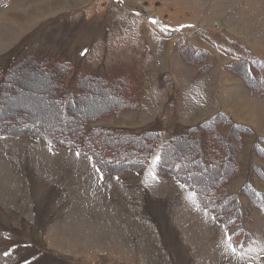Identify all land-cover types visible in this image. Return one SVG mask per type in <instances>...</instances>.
<instances>
[{"label":"rangeland","instance_id":"374dc122","mask_svg":"<svg viewBox=\"0 0 264 264\" xmlns=\"http://www.w3.org/2000/svg\"><path fill=\"white\" fill-rule=\"evenodd\" d=\"M185 45L205 57L189 62ZM28 54L67 59L69 91L80 90L78 71L115 81L141 71L137 106L102 113L85 131L117 126L128 149L130 131L143 132L140 152L143 139L156 142L143 168L115 173L93 161L81 141L0 132V264H264L263 206L241 194V230L227 226L191 189L155 169L168 139L193 138L188 129L218 110L253 129L239 135L238 172L227 190L238 192L251 163L262 164L253 145L264 135V94L230 65L240 58L264 65V0H0V69ZM30 68L37 72L26 64L13 76L17 89L5 108L17 116L27 110L29 121L41 123V114L49 120L54 113L49 104L39 109L47 81ZM95 90L89 97L114 103L110 90L107 97ZM211 145L217 143L200 147L210 155ZM115 154L107 148V158ZM251 180L264 191L259 175Z\"/></svg>","mask_w":264,"mask_h":264},{"label":"trees","instance_id":"16d2710c","mask_svg":"<svg viewBox=\"0 0 264 264\" xmlns=\"http://www.w3.org/2000/svg\"><path fill=\"white\" fill-rule=\"evenodd\" d=\"M185 49L187 52H185ZM181 51L189 62H196V58L203 59L205 57L204 51L193 49L190 46L187 48V45ZM188 53L194 55V57ZM26 64L33 65L38 74H40V71L43 72V75H40V80L47 81L43 85L47 90L44 89L41 94L51 103L46 100L39 106V109L44 104H49V108H52L50 112L54 113V117L45 120V115L41 114V118H44L41 123L39 119L29 121L30 117L27 110H19L22 113L17 116L18 114L10 107L13 106V102L8 104L10 106L7 107L10 108H5L7 103L14 97L15 92L13 90L17 89L16 83H12L13 76H15L20 66ZM30 69L32 70L31 73L34 72L33 68ZM230 69L237 75L240 74L251 88L264 94V65L259 59L246 60L240 58L230 65ZM69 70L70 63L67 59H61L60 57L52 59L36 54L23 56L15 60L14 64L5 70L0 69V132L6 135H40L47 140L66 144H76L81 141L96 163L104 170L110 169L115 173L143 168L147 164L150 152L155 145L156 141L153 138L142 140L141 149L144 150L140 152L138 148L139 138L143 137V132L137 134L130 131V141H132L130 144L133 148L128 149L129 140L121 139V136L125 138L124 132H121L117 126L91 125L85 131L87 122L102 113H117L126 107L137 106L135 98L137 94L134 89L137 85L135 81H137L141 71L136 72L133 70L131 74H127L130 76L118 77L116 81L103 73L92 74L87 71H78L74 86L76 84L80 90L72 89L69 91L65 80ZM37 72L35 71V73ZM21 81L23 82L22 78ZM123 85L125 90L122 88ZM90 89H96L95 91L99 94L102 93L104 97H107L106 94L110 90L112 92L110 99H113L114 103L109 104L107 100V102H104L96 95L89 97L90 94L87 91ZM65 90H68V92ZM116 90H122L123 92ZM94 97L95 99L89 100ZM93 101L98 105L92 103ZM51 105L54 107H51ZM46 108L43 109L46 110ZM76 109L77 112H75ZM68 111L74 112L73 115H68ZM45 113L47 114V112ZM60 116L65 122L58 121ZM69 120H74V122ZM201 123L192 127L193 129H188L187 133H191L193 138L182 135L171 140L168 139L165 145L161 146L156 160V169L161 173L172 175L178 182L191 188L197 203L212 215L214 214L221 219L225 225L234 226L241 230L238 225L239 213L242 211L241 204L243 203L241 194L248 197L249 203L264 207L262 190L255 187L251 182L253 174L259 175L264 180V135H258L260 140L253 145V149L262 164L251 163V174L247 181L238 192H229L227 182L238 172L236 155L239 135L241 132L251 133L253 129L244 122L232 119L224 111H217ZM223 127L228 129L224 131ZM152 133L153 136H156V131H152ZM212 141L217 145H211L209 147L211 153L207 155L200 146H202V143ZM123 142L125 147L120 150ZM134 145L136 146L134 147ZM107 148L115 151L116 156L107 158ZM117 148L118 151L115 150ZM191 161L195 162L193 165H196L197 168L193 167ZM205 168H208L210 172L202 170ZM212 174L214 175L211 176ZM209 183L210 186H208Z\"/></svg>","mask_w":264,"mask_h":264},{"label":"snow or ice","instance_id":"6c2138e0","mask_svg":"<svg viewBox=\"0 0 264 264\" xmlns=\"http://www.w3.org/2000/svg\"><path fill=\"white\" fill-rule=\"evenodd\" d=\"M138 15V14H137ZM154 23H156V21H153ZM229 240H231V237H228ZM235 251V249L233 248V252Z\"/></svg>","mask_w":264,"mask_h":264},{"label":"bare ground","instance_id":"6f19581e","mask_svg":"<svg viewBox=\"0 0 264 264\" xmlns=\"http://www.w3.org/2000/svg\"><path fill=\"white\" fill-rule=\"evenodd\" d=\"M31 71H32V70H31ZM31 71H30V72H31ZM34 72H35V71H34ZM97 104H98V103H97ZM95 105H96V104H95ZM92 106H93V104H92Z\"/></svg>","mask_w":264,"mask_h":264},{"label":"crops","instance_id":"0c3cea01","mask_svg":"<svg viewBox=\"0 0 264 264\" xmlns=\"http://www.w3.org/2000/svg\"><path fill=\"white\" fill-rule=\"evenodd\" d=\"M235 111V110H234Z\"/></svg>","mask_w":264,"mask_h":264}]
</instances>
